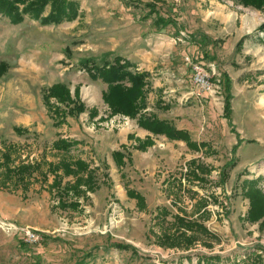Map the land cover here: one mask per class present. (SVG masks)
Returning <instances> with one entry per match:
<instances>
[{"label":"rangeland","instance_id":"374dc122","mask_svg":"<svg viewBox=\"0 0 264 264\" xmlns=\"http://www.w3.org/2000/svg\"><path fill=\"white\" fill-rule=\"evenodd\" d=\"M76 1L81 5L80 16L60 25L45 26L29 17L13 25L0 15V62L8 64L7 73L0 77V157L5 144L16 147V164L83 157L99 169L100 188L89 194L88 202L81 201L83 211L57 208L58 199L41 189L40 180L33 183L26 197L22 191L0 190V264H75L88 255L91 257L85 264H196L209 255H219L225 263L241 260L246 250L258 243L264 245V230L242 221L249 202L240 189L244 179L261 177L264 190V88L258 82L259 73L264 71L253 68L256 60L247 52L251 41L259 45L255 37L258 30L237 48L245 37L241 34L246 18L261 16L264 22V13L229 0H163L157 9L162 15H176L178 26L159 30L154 23L156 14L151 15L146 7L154 0ZM126 3L134 5L127 7ZM199 34L209 37L202 46L190 41ZM116 56L150 75L148 105L143 113L188 130L194 141L210 145L212 155L193 152L185 143L163 136H154L156 146L139 152L133 149L134 140L129 141L128 134L141 139L150 135H144L137 120L117 115L98 123L109 114L103 102L106 88L101 93L96 86L102 81H92L80 61L92 59L102 66ZM194 66L210 73L214 85L220 81L218 88L201 91L195 86ZM224 74L232 79L230 121L224 116ZM57 83L67 85L73 95L79 88L87 108L97 106L98 121L94 124L87 111L73 118L72 126L55 127L43 94ZM38 104L48 114L38 123H19L17 114L39 111ZM165 106L170 109L165 110ZM58 136H72L81 145L69 154L55 153L51 145ZM122 144L129 146L124 167L112 156ZM193 159L212 168V173L207 183L189 185L197 195L173 188L182 199L173 206L176 198L170 196L172 189L165 181L180 178ZM231 161L236 166L228 179L222 180L223 167ZM52 179L50 176L49 183ZM129 189L145 196V211L128 199ZM200 198L209 202L211 215L205 225L221 241L212 249L202 244L189 250L157 245L150 231L160 232L154 221L156 208L165 206L173 214L183 208L192 215ZM23 230L39 234L40 239L27 242ZM115 243L135 250L117 249Z\"/></svg>","mask_w":264,"mask_h":264},{"label":"trees","instance_id":"16d2710c","mask_svg":"<svg viewBox=\"0 0 264 264\" xmlns=\"http://www.w3.org/2000/svg\"><path fill=\"white\" fill-rule=\"evenodd\" d=\"M163 0H154L146 4L149 13L156 14L155 26L159 30H164L168 26L177 27L178 17L173 13L162 15L157 9V4ZM244 8H252L264 13V0H229ZM134 4H127V7ZM81 14V5L76 0H0V15L10 20L11 24L19 25L23 23L26 17L31 20L41 21L42 25H60L64 22H74ZM258 34L264 33V22L258 29ZM190 38V41L202 46L209 40L205 34H199ZM248 35L243 37L237 44V48L243 46ZM214 61V60H211ZM80 66L89 75L92 81L101 80L107 85L103 92V102L108 107L109 114L101 117L100 123L108 121L117 115L129 117L137 120V126L140 129L148 131L155 137H166L168 140L180 141L186 144L187 148L193 152H203L205 155H212L210 145L207 142H196L193 140L188 130L179 129L172 122L166 119H160L156 115H146L143 112L147 109L148 95V72H139L134 63L122 56H116L112 62L106 61L102 66L94 64L92 59L80 61ZM8 71V64L0 62V77ZM223 87L227 92L225 101L224 116L231 120V87L232 79L224 74L222 78ZM44 103L49 109L51 118L54 120V126L58 127L66 123V118L80 116L89 111L91 119L98 116V110L94 107L88 109L80 98L79 88L75 89L74 95L71 89L63 84L57 83L44 91ZM54 101V102H53ZM169 110L170 106H165ZM17 132L20 130H16ZM128 139L135 141L133 149L139 152H147L149 148L155 145L152 136L141 139L136 134H129ZM81 142L78 140H66L59 138L52 144V148L63 154H69L74 147ZM129 147L122 145L120 150L112 153L118 166H125ZM16 147L5 144V150L0 157V190H7L13 193L22 191L24 197L30 191L34 182L40 180L41 189H47L53 198H57V208L62 211H83L84 202L90 200L89 194H94L100 188L98 182V168L83 159L68 160L60 159L59 162H37L34 164L21 162L16 164L13 154ZM130 163L132 162L129 156ZM236 166L233 161L227 163L222 170V180L228 179L229 172ZM212 168L206 166L198 160H191L187 163V172L182 174V178L173 177L166 180L168 186L172 189L170 196L175 197L173 203L178 204L182 199L173 191L179 193H189L197 195L189 185L195 183H207ZM50 176L53 177L49 183ZM73 177L74 181H66L65 178ZM186 180V184L183 183ZM262 178L244 179L241 183V195L248 200L249 208L242 219L244 223L258 225L259 230H264V190L260 186ZM49 183L48 186L46 184ZM130 199L137 202L140 211L147 208L146 198L135 190H127ZM217 201L216 199L214 202ZM216 203V202H215ZM209 202L200 198L196 201L195 210L192 215L183 208H179L177 214H173L167 207H157L154 216L155 223L159 226L160 232H155L152 228L151 233L156 237L157 245L166 248H177L189 250L197 244H202L207 248H214L216 243L221 241L220 237L209 230L205 225V219L210 217L207 210ZM197 215V217H195ZM169 217L172 220H169ZM150 235V233H149ZM150 237V236H148ZM20 245L27 246L20 241ZM113 247L121 250H135L131 245L115 243ZM91 257L90 255L86 258ZM78 260L75 264H85V259ZM219 255L203 256L198 259L196 264H264V245L256 244L252 249L246 250L241 260H228L225 263ZM192 264V263H190Z\"/></svg>","mask_w":264,"mask_h":264},{"label":"crops","instance_id":"0c3cea01","mask_svg":"<svg viewBox=\"0 0 264 264\" xmlns=\"http://www.w3.org/2000/svg\"><path fill=\"white\" fill-rule=\"evenodd\" d=\"M259 20H260V22H259ZM262 22H263V19H261V16L247 17L246 20L244 21L243 26H242L243 28H242V34H241L242 36L241 37L247 36V35L250 36L254 32H257V30L261 26ZM262 34H264V33H262ZM255 37L258 38L257 41L260 42L259 45L255 46V45L252 44V41H251V43H249L248 46H247V52H248L249 55H252L253 56V59L256 60V64L253 66V68L258 69V71H264V37H261V33L259 35L255 36ZM249 40H252V37H250ZM5 81H8V78ZM5 81H3V82L5 83ZM258 82H260L261 87L264 88V72L259 73ZM103 84H100V86H96V87H100L101 88V93L104 90V88H107V87H104L105 84L104 85ZM40 91H41V89H40ZM38 105H39V111L37 110L35 112L34 111L33 112L32 111L29 112L28 111V113H18L17 114L18 115L17 117H18L19 123L26 125V124H30L31 122L32 123H36V122L38 123V122H40V117H41V119L44 118V115L48 114V110H46V108L44 106H42L41 104H38ZM95 108L97 109V106ZM33 116H36V118H34ZM76 117H78V116L66 118V123L63 126H66V127L72 126V123L74 121L73 118H76ZM97 119H98L97 116H96V118L92 119L93 123L96 122V121H98ZM98 123L101 124L100 121ZM53 125H54V121H53ZM143 131H145V130H143ZM145 132H146V134H144V135H150V136L154 137L149 132H147V131H145ZM138 137H140V136H138ZM59 138L66 139V140H77V139H73L72 136H58L57 139H56V137L53 139L52 144L56 140H58ZM142 139H144V138H142ZM131 142H133V141H131ZM174 143H177V142L174 141ZM134 144L136 145V142L135 141H134ZM80 145L81 144H79L77 147H79ZM122 145H124V144H122ZM155 146L156 145H154V147ZM77 147H74L73 149H76ZM127 147H129V146H127ZM51 148H52V145H51ZM52 150L55 153H58L53 148H52ZM62 155H65V154L62 153ZM77 159H83V157H79V158H76L74 160H77ZM165 185L168 186V183H165ZM128 199L131 202H136V200H134V199H130V198H128ZM136 205H137V202H136ZM155 214H156V211H155Z\"/></svg>","mask_w":264,"mask_h":264},{"label":"built area","instance_id":"2783aa9c","mask_svg":"<svg viewBox=\"0 0 264 264\" xmlns=\"http://www.w3.org/2000/svg\"><path fill=\"white\" fill-rule=\"evenodd\" d=\"M210 67L214 68V65H210ZM211 79V74H208L202 66H194L192 80L195 86L201 89V91H211L213 86H216L218 88L217 85L220 83V81L216 80L214 85L211 82ZM23 232L25 233L24 239L27 242H37L40 239V235L36 234L35 232H31L29 230H23Z\"/></svg>","mask_w":264,"mask_h":264}]
</instances>
